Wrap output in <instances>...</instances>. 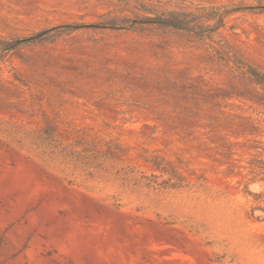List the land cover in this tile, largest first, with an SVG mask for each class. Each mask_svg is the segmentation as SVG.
Instances as JSON below:
<instances>
[{
    "label": "rangeland",
    "instance_id": "obj_1",
    "mask_svg": "<svg viewBox=\"0 0 264 264\" xmlns=\"http://www.w3.org/2000/svg\"><path fill=\"white\" fill-rule=\"evenodd\" d=\"M263 6L0 0V39L47 32L0 51V264H264ZM167 12L216 28L113 26Z\"/></svg>",
    "mask_w": 264,
    "mask_h": 264
},
{
    "label": "trees",
    "instance_id": "obj_2",
    "mask_svg": "<svg viewBox=\"0 0 264 264\" xmlns=\"http://www.w3.org/2000/svg\"><path fill=\"white\" fill-rule=\"evenodd\" d=\"M252 6L244 7V9H252ZM264 8V6H263ZM123 22H129V25L114 23V28L129 29L132 25L143 24V25H157L165 26L173 29L185 30L200 35L203 30L213 31L216 27H208L195 15L190 12H167L151 17L142 18H127L122 17L120 20ZM72 25L57 26L53 30L59 29H70ZM47 32L45 30L36 32L30 36L12 38V39H0V51L4 53L15 49L19 45L31 42L33 40L41 39ZM232 68V67H231ZM244 71H242L241 78L257 85L260 90L264 93V73L259 71L254 66L244 64ZM256 149V153L252 154L250 159L247 161L248 165V179L244 185V192L253 197V205L250 207L249 215L254 219H264V194L253 192L248 188V183L252 181L262 180L264 181V150L259 146ZM259 210L263 212L261 215L255 214V211Z\"/></svg>",
    "mask_w": 264,
    "mask_h": 264
}]
</instances>
